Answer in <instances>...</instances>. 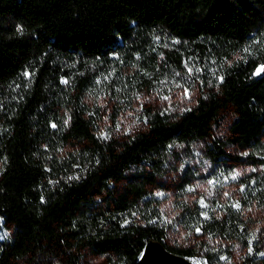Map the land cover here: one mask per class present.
Masks as SVG:
<instances>
[{"label":"trees","instance_id":"16d2710c","mask_svg":"<svg viewBox=\"0 0 264 264\" xmlns=\"http://www.w3.org/2000/svg\"><path fill=\"white\" fill-rule=\"evenodd\" d=\"M191 62L212 80L192 108L99 134L91 96L132 107ZM261 62L264 0H0V264H140L152 239L194 257L171 243L179 225L241 242L231 264H264ZM240 165L237 199L199 195Z\"/></svg>","mask_w":264,"mask_h":264},{"label":"rangeland","instance_id":"374dc122","mask_svg":"<svg viewBox=\"0 0 264 264\" xmlns=\"http://www.w3.org/2000/svg\"><path fill=\"white\" fill-rule=\"evenodd\" d=\"M264 63L261 62L255 71V75L261 74ZM187 78L184 75L175 74L172 79H161L160 82L152 88L143 87L136 95L134 105L126 107L124 103L104 96L98 98L91 96L90 99L99 105L105 107V118L98 129L99 134L103 136L122 137L141 129L144 126L143 115L146 109L158 111L170 116H178L184 111L192 108L200 95L204 94L206 88L212 85L211 74L200 69L197 64L192 63L186 68ZM264 154V140L257 155ZM251 167L247 165L237 166L230 179L220 187L201 185L199 195L216 197L223 204L229 203L242 195L244 191L243 183L248 177ZM258 171H264V167H259ZM198 195L192 196L194 197ZM189 200V199H188ZM169 215V218L175 219L178 212L174 198L171 197L162 205ZM264 223V220H257L254 228ZM11 231L8 230L0 221V239L9 240ZM171 243L190 247L196 251L191 260L197 264H231L239 259L246 248L237 240H228L219 236H210L194 232L191 228H183L181 225L173 232ZM104 257L88 255L84 264H103Z\"/></svg>","mask_w":264,"mask_h":264},{"label":"water","instance_id":"95a60500","mask_svg":"<svg viewBox=\"0 0 264 264\" xmlns=\"http://www.w3.org/2000/svg\"><path fill=\"white\" fill-rule=\"evenodd\" d=\"M140 264H197L190 258L169 251L164 243L157 240L146 242L141 253Z\"/></svg>","mask_w":264,"mask_h":264},{"label":"snow or ice","instance_id":"6c2138e0","mask_svg":"<svg viewBox=\"0 0 264 264\" xmlns=\"http://www.w3.org/2000/svg\"><path fill=\"white\" fill-rule=\"evenodd\" d=\"M261 70H264V66H262V69ZM237 207H239V205H236Z\"/></svg>","mask_w":264,"mask_h":264}]
</instances>
